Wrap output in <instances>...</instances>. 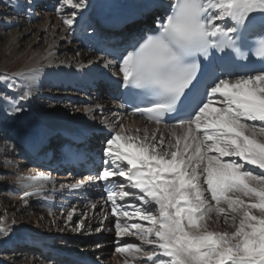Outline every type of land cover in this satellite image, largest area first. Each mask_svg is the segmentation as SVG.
<instances>
[{"label":"snow or ice","instance_id":"obj_1","mask_svg":"<svg viewBox=\"0 0 264 264\" xmlns=\"http://www.w3.org/2000/svg\"><path fill=\"white\" fill-rule=\"evenodd\" d=\"M64 6L73 10L63 18L71 29L75 10L86 9L88 0H62ZM148 31L106 67L117 69L125 88L138 90L134 112L157 125L172 120L185 134L173 144L121 127L106 141L107 167L71 187L102 180L110 185L114 216L146 222L114 223L117 237L137 236L151 246L143 264H264V67L250 63L237 71L250 56L264 65V0H167ZM50 181L44 172L24 178L25 189L32 190H24L22 199L41 196ZM228 212L233 232L209 229L214 214L227 222ZM8 231L0 224V233ZM116 251L142 247L125 242Z\"/></svg>","mask_w":264,"mask_h":264},{"label":"bare ground","instance_id":"obj_2","mask_svg":"<svg viewBox=\"0 0 264 264\" xmlns=\"http://www.w3.org/2000/svg\"><path fill=\"white\" fill-rule=\"evenodd\" d=\"M18 1L22 2V0ZM18 1H15L16 9L12 12L10 8L8 10L0 8V89L8 94L0 96V101L5 104V101L13 98L20 102L21 106L30 108V120L27 123L30 128H25L27 126L24 125V121H18L15 126L6 127L5 121L0 119V129L8 132L16 146L20 147L21 156H28L29 160L22 159L21 165L31 166L34 170L23 174L16 163L9 162L13 152L3 144H0V163L3 165L0 169L6 176H11L9 177L10 185L16 194L19 193L18 191L26 190L25 185L20 181L40 171L52 176V182L58 176L67 178L69 175L72 178L69 177V182L66 181L65 184L60 185L50 184L51 181L46 183L45 191L38 196V199L44 200V205L41 206L35 203L37 201L31 200L32 197L27 198L25 202L22 199V192H20L22 196H10V201L6 200L8 210L19 209L22 213L20 215H14L15 212H5L6 206L3 208L0 204L1 224L6 225L15 234L12 240L14 245L8 244L6 247L10 250H16V248L27 250L30 248H24L22 245L31 241L28 242L31 244L29 247H37L41 253L52 250L59 257L74 259L72 260L74 264L80 261H83L82 264H133L134 260L141 262L143 260L141 257H146L145 252L151 246L136 242L137 236L117 237L114 223L117 218L129 225L135 221L144 224L145 222L140 221L138 217L114 216L111 212V201L107 198H100L98 192L94 190L98 180L86 182L82 188H72L71 185L78 181H87L88 177H77L68 172L63 175L64 169L55 157H51V152L54 151L53 145L59 146L57 151L62 152L74 141L84 139L90 145V150L101 153L105 157L106 141L115 132L120 131L121 127L125 129L126 134L141 138L145 135L149 138L153 135H162L166 142L173 144L177 137H183L185 130L180 126L151 124L121 112L119 104L112 101L109 94L121 88L123 84L115 75L117 69L110 65L106 67L107 62L114 59L105 57L103 53L106 49L122 50L124 41L119 39L126 40L146 32L149 27L143 20L147 19V23L151 24L152 20L157 21L163 14V5L167 3V0H88L86 9L75 10L77 12L76 23L71 29L60 21V18L67 17L73 11L67 6L62 8V0H53V3L52 0H26L25 4L28 8L32 6V9L35 5L43 7L48 4L47 8L52 6L51 10L48 9L49 12L42 15L40 21L33 19L37 13L28 15V9L22 7L24 3H16ZM62 13L65 15L60 16ZM1 15H5L4 19H1ZM136 16L137 18L143 16L135 23L138 26L136 35L128 34L127 29L120 35L107 31L109 27L113 29L118 23H124ZM5 30L9 32L4 33ZM111 34L113 37L108 39L107 36ZM35 72L38 74L33 78ZM98 91L102 95L99 96ZM103 92H107V96H103ZM24 93L28 94L27 99L20 100L19 97ZM8 103L7 109H11L13 106L11 102ZM103 137H108V139L103 142ZM44 161H48V167L57 166L62 172H46L49 169L45 165L43 168L41 162ZM59 179L62 178L59 177ZM121 181L125 189L130 187L124 178H116L117 183ZM53 185L55 188L52 187ZM51 190L62 193L65 199L53 195ZM87 191H92L94 198L85 201L81 194ZM205 195L210 194L205 193ZM125 200L133 203L128 198ZM117 203L124 204L125 201L117 198ZM42 208L45 214L49 212L51 215L56 214V219L60 220L69 236L75 238L78 232L81 234L87 232V235L96 238L97 235L102 237L104 233L109 236L106 240L115 245L125 242L136 243L141 245L145 252L141 257H137L135 251L128 252L132 255L124 261L123 254L125 253L115 251L111 253L109 242H102L97 246H85L78 252L66 253L60 249V251L55 250V244L59 247L63 245L62 242L53 241L47 236L46 230L49 226L47 217L39 216V212L43 211ZM66 208H69L67 213L75 208L72 221L66 220ZM126 210L134 211L127 206ZM79 216H82L81 222L85 225L83 229L77 228L81 222L77 224L75 220ZM23 218L27 222L23 221ZM207 222L209 229L215 230L210 219ZM74 224L76 227H73ZM59 225L57 223L54 230ZM74 228L77 230L74 231ZM130 231L135 230L130 229ZM111 239H114V242ZM14 242L21 243H18L20 245L16 247L17 243ZM103 246L105 249L99 250ZM46 256L51 257V261L56 260L49 254H42V256L39 255L41 259L30 258L27 261L29 264H38L40 261L39 264H48Z\"/></svg>","mask_w":264,"mask_h":264},{"label":"rangeland","instance_id":"obj_3","mask_svg":"<svg viewBox=\"0 0 264 264\" xmlns=\"http://www.w3.org/2000/svg\"><path fill=\"white\" fill-rule=\"evenodd\" d=\"M15 1H18V0H0V8H5V9H9L10 12L14 11V9H16L15 7ZM27 1L26 0H22V2H16V3H24L22 4V7L24 9H28V15H31L34 13L36 14L34 16L33 19H37L40 21L41 17L43 14L49 12L51 9L50 8H47L48 4L47 5H44L43 7L42 6H39V5H35L33 6V9L31 7H27V5L25 4ZM52 3H53V0H52ZM47 6V7H46ZM47 8V9H46ZM50 9V10H48ZM65 14L62 13V15L60 16H63ZM4 16L5 15H1V19H4ZM9 16V15H8ZM63 18L65 17H62L60 18V21L63 22ZM9 30H5L4 33H8ZM99 88V86H98ZM100 90V89H99ZM97 92V91H95ZM99 92V91H98ZM3 91L0 89V96L3 97L2 95H8L6 93H3ZM87 94V93H85ZM99 96L102 95L101 92L97 93ZM107 92H103V96H107ZM102 96V97H103ZM10 101H5V104L2 103L0 101V119L4 120L6 124V127H11V126H15L17 124V122H22L24 121V125L27 126L25 127L26 129H29L30 126L28 121L30 120V108H27V107H23L21 106L20 102L14 100L13 98H10L8 99ZM8 102H11L12 104V108L11 109H7V106H8ZM16 108H20L21 111H15ZM29 115V116H28ZM28 116V117H27ZM26 121V122H25ZM0 144H3V146H7V148H9L10 151H12L13 153H11L13 156L10 157L11 160H9V162L11 163H16L18 165V167H20V169L22 170V173L23 174H26L27 172H29L30 170H34L31 166H22V159H23V156L20 155V147L19 146H16L15 142L12 140V138H10L9 136V133L6 132V131H2L0 129ZM1 147V145H0ZM16 147V149H15ZM11 156V155H10ZM7 158V157H6ZM24 160V159H23ZM1 166H3L1 163H0V168ZM20 169H17L18 171H20ZM2 170L0 169V204H1V207L3 206V208L6 206V208L8 207L7 205V201L9 202L10 201V196L12 197H17V196H22V193L23 191H18L19 193H15L14 190L12 189L11 185H10V178L11 176H6V174L4 172H1ZM17 171V172H18ZM42 172V171H40ZM28 174V173H27ZM68 177L65 178V177H61V176H58L55 178V181L52 182V178H51V182L50 184H65L66 181L69 182V179L72 178L71 176L67 175ZM52 177V176H50ZM62 178V179H59ZM70 177V178H69ZM21 182V181H20ZM52 187L55 188V186L53 185ZM27 190V189H26ZM29 191H31V189H29ZM20 192H22L20 194ZM51 193L59 198H62V199H65L64 196H62L63 194L62 193H59V192H55L54 190H51ZM244 198V197H242ZM244 199H247V198H244ZM7 200V201H6ZM31 200H35L37 202L35 203H39V205H44V200H41V199H38V196H34L31 198ZM32 201V202H33ZM58 203H61L62 202H59ZM223 207H226V205H221ZM43 209V208H42ZM69 208H66V211H65V214H67V211H68ZM5 212H8V213H14V215L17 216V214H22L19 209H14V210H4ZM42 211V210H40ZM48 212V211H47ZM58 214H60V212H58ZM61 214H64V213H61ZM228 215V219H227V222H225V216L223 214L221 215H213L211 218H210V222L211 224H213V228L216 230V231H221V232H233L234 231V222L233 220L231 219V216L233 215L231 212H228L227 213ZM39 216L41 218H46L47 217V222H48V229L46 230L47 231V236L50 237L53 241H56V242H62L61 244L63 245L62 247H59L57 244H55V250H62L63 252H66V253H69L71 251H74V252H78V251H81L85 248V246H97L99 243H102V242H109V244L111 245L109 247V250H111L110 252L112 253L113 251L117 252L116 249L117 247H120V246H123L124 243H120V244H113L111 243L109 240H106L107 237L109 238L108 234H104L103 233V236H96V238H93V236H90V235H87V232L86 234H81V232H78L77 235L74 237L72 236H69L65 230V228H63V226L61 225V222L60 220L56 219V214H53L52 215L49 213L45 214V211L43 209L42 212H39ZM54 216V217H53ZM1 217H2V214H0V224H1ZM82 216H79L77 217V219L75 220L78 224V222H81L82 219H81ZM56 220V222H55ZM23 221L27 222V220H25L23 218ZM139 221H135V223H137ZM59 223V227L55 229V225ZM215 223V224H214ZM239 223V217H237L236 221H235V224L238 225ZM146 224V222H145ZM215 225V226H214ZM73 227H76V224L73 225ZM13 228V227H12ZM53 228V229H52ZM14 229V228H13ZM54 231V233H53ZM15 237V234L13 231H8L7 235L5 234H0V264H29V259L30 258H34V260H38V259H41L39 257V255L42 256L45 255V254H49L51 255L52 257H54V261H51V257H48L46 256L47 260L49 261V263H53V264H70V261L68 258H65V257H62V256H57V254L52 251V250H47L46 253H41L39 252L40 250L37 248V247H29L31 246L30 243L28 242H31V241H28L26 245H22L24 248H30V249H27V250H22L21 248H16V250H10L8 249V244H11V245H14L12 244V240L13 238ZM106 240V241H104ZM112 242H114V239H111ZM136 242H140L141 241L139 240L138 237L135 238ZM14 243H17V242H14ZM18 243H21V242H18ZM18 243L16 244V247H18ZM37 244V243H36ZM38 245V244H37ZM107 247V246H105ZM99 248V247H98ZM104 250V246L103 248H99V250ZM59 250V251H60ZM39 253H38V252ZM87 251V250H85ZM145 251H141V252H136V255L137 257H141L143 256ZM130 255H132V253H125L123 254V260H128L129 257H131ZM58 257V258H56ZM141 259L143 260H146L147 257H141ZM28 260V261H27ZM141 261L140 260H134L133 261V264H143L144 261ZM136 261V262H135ZM41 263V261L39 262ZM38 263V264H39ZM48 263V264H49Z\"/></svg>","mask_w":264,"mask_h":264}]
</instances>
